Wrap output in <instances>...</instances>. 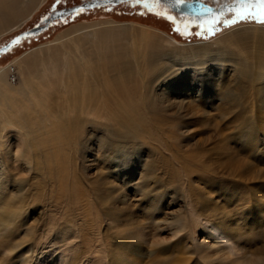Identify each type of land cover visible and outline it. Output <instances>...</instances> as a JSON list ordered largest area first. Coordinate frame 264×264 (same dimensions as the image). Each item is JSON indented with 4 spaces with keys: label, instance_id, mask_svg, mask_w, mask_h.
I'll return each instance as SVG.
<instances>
[{
    "label": "rangeland",
    "instance_id": "rangeland-1",
    "mask_svg": "<svg viewBox=\"0 0 264 264\" xmlns=\"http://www.w3.org/2000/svg\"><path fill=\"white\" fill-rule=\"evenodd\" d=\"M201 1L218 9L212 17L192 20L176 0H20L18 25L0 34L15 86L27 67L42 79L41 50L67 58L74 46L57 40L100 23L157 35L172 60L145 64V41L128 33L113 42L127 70L87 77L95 108L69 111L59 81L46 107L30 105L44 147L25 156L31 164L12 151L0 169V264H264V74L234 62L264 56V32L249 30L264 26V4ZM242 35L239 55L231 38ZM200 42L218 57L175 55ZM9 140L17 151L13 130Z\"/></svg>",
    "mask_w": 264,
    "mask_h": 264
},
{
    "label": "bare ground",
    "instance_id": "bare-ground-1",
    "mask_svg": "<svg viewBox=\"0 0 264 264\" xmlns=\"http://www.w3.org/2000/svg\"><path fill=\"white\" fill-rule=\"evenodd\" d=\"M254 2H256V0L249 1L250 5L254 4ZM241 6L244 5L236 4V7ZM27 9L28 7L25 8L24 11ZM21 14L22 9L20 7V0H0V34L13 30L18 25L17 19L21 17ZM208 14L209 13L198 15V20ZM130 25H133V27L125 28L124 30L121 29L122 32L117 30L118 27L105 23L75 28L68 31L57 40L60 41L58 44L61 47H66L70 44L74 46V48L70 49L67 58L63 54L68 50L64 53H58L64 56V59H59L57 53L56 55H53L50 51L41 50L39 52L45 56L44 60H49L40 64L42 66V79H38L40 80V84H38V80H35L36 77L34 74L37 73L34 68L27 67L25 71L20 72L21 76H23V82L19 86H15L9 81V67L0 68V169L7 163L9 157H11L10 153L12 151L17 155V158L14 155L12 156L17 162L23 160L25 163L31 164L33 159L25 158V156H27L28 153L30 155L37 154L38 150L41 147H44V143H36L37 140L31 137L34 135V127L36 122H38V119L34 117L31 118L34 115L32 114L30 105L35 106L36 104H39V106L42 105L43 107H46L50 102L48 94L52 91L53 87L55 91L57 90L56 87L58 86V81L61 84L64 83L65 88L67 89L66 92H68L69 101L71 100L70 102L72 106L69 108V111L73 109L77 110L78 107L82 109L90 108V110H92L93 107L95 108L99 105L102 98H99L95 85L89 82L87 77L102 72L118 75L127 70L126 63L123 62L125 55L123 54L122 48L117 47L116 44L113 43L118 37L122 38V36H126L128 33H130V36H136L135 33L138 34L141 40L145 41V47L143 48L144 54L142 57L145 64L147 62L148 64L152 63V65H155V63H159L160 61H163L164 64L166 61L169 63L170 60H172V57L164 55L162 50H160L162 46L157 45L156 47V45L151 43V41H159L157 35L149 33V31H139L134 27L135 24ZM145 27L151 28L148 26ZM87 29L91 30L86 31ZM249 30H253L255 33H263L264 26L253 25ZM245 35L247 36L250 34L245 33ZM252 35L255 36L254 33H252ZM243 36L244 35L240 37L233 36L231 38L233 40L232 43L235 42L237 45L239 55L246 52L242 50V48L249 40L243 38ZM168 37L171 42H176L175 38L171 36ZM88 41L97 43L95 52L83 50V42L87 43ZM227 41V39H224L219 44H227ZM204 43H180L178 45L182 49H177L175 55L178 52L187 55L192 54V57L189 56L188 60H185L191 63L198 62L200 59H205L206 62L213 61L218 56L211 54L218 52H211L212 48L204 45ZM227 49L228 46L225 45L221 48L220 52H222V54L226 53ZM175 55L173 56V59L176 58ZM250 56H252V58ZM230 59L231 58H229V60ZM241 59H243L244 63L239 59L234 60V62H236L238 66L245 65L242 67V69L244 68V71L248 68H253L255 73L253 74V77L255 76L259 80V78L262 77V74H264V56L254 55L250 52L243 55ZM119 65L120 68H118ZM130 122L131 120L128 121V123ZM11 130L15 132V135L20 141L19 145L16 147L17 151L12 150L13 146L9 140ZM47 140L48 137L44 139L45 142ZM120 157L124 160L131 159L129 154H127V150H123ZM3 176V174H0V178ZM129 250L130 252L137 254L139 257L143 255L141 252H138L134 248H129L128 246L127 251Z\"/></svg>",
    "mask_w": 264,
    "mask_h": 264
},
{
    "label": "water",
    "instance_id": "water-1",
    "mask_svg": "<svg viewBox=\"0 0 264 264\" xmlns=\"http://www.w3.org/2000/svg\"><path fill=\"white\" fill-rule=\"evenodd\" d=\"M234 1L236 4L244 5V6H241V8L250 6V3H249L250 0H234ZM256 2H257V0H256ZM179 5L185 6L187 8L188 7L192 8L193 10L190 12L191 15H189V16L195 20L198 19V17H199L198 15H201L203 12L207 11L206 9H203V8L209 6V5H206L203 3H199V2H196L193 4H187V1H184L183 3H179ZM33 31H35V30H33ZM29 33L30 32L24 33V34L20 35V37L28 36V35H30Z\"/></svg>",
    "mask_w": 264,
    "mask_h": 264
},
{
    "label": "flooded vegetation",
    "instance_id": "flooded-vegetation-1",
    "mask_svg": "<svg viewBox=\"0 0 264 264\" xmlns=\"http://www.w3.org/2000/svg\"><path fill=\"white\" fill-rule=\"evenodd\" d=\"M196 2L203 3V4H206V5L209 4V3H205V2H203V1H201V0H187V4H193V3H196ZM172 8H173L174 10H176L177 12H179V13L188 14V16L191 15L190 12L193 10L192 8H189V7L187 8V7L182 6V5H179L178 7H175V8H174L173 5H172ZM72 9H73V8H72ZM72 9H69L68 11H72ZM203 9H206L207 11H206V12H203L202 14H204V13H209V14L207 15L208 17H212V14H214V13L216 12V10H218V9H215L213 6L211 7L210 4H209V6L203 8ZM210 12H211V14H210ZM213 12H214V13H213ZM207 16H205V18H206ZM188 18H190V19L193 20V18H191L190 16H189ZM196 20H198V19H196Z\"/></svg>",
    "mask_w": 264,
    "mask_h": 264
},
{
    "label": "snow or ice",
    "instance_id": "snow-or-ice-1",
    "mask_svg": "<svg viewBox=\"0 0 264 264\" xmlns=\"http://www.w3.org/2000/svg\"><path fill=\"white\" fill-rule=\"evenodd\" d=\"M137 2H140V0H137ZM177 3H183L184 0H176ZM261 4H264V0H260Z\"/></svg>",
    "mask_w": 264,
    "mask_h": 264
},
{
    "label": "trees",
    "instance_id": "trees-1",
    "mask_svg": "<svg viewBox=\"0 0 264 264\" xmlns=\"http://www.w3.org/2000/svg\"><path fill=\"white\" fill-rule=\"evenodd\" d=\"M176 38V37H175Z\"/></svg>",
    "mask_w": 264,
    "mask_h": 264
}]
</instances>
